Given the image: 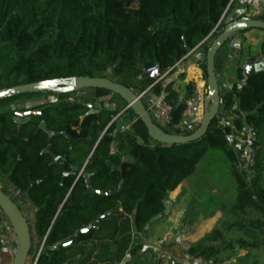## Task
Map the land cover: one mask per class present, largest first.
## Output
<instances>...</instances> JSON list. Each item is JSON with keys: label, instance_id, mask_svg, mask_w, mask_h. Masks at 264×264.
<instances>
[{"label": "trees", "instance_id": "trees-1", "mask_svg": "<svg viewBox=\"0 0 264 264\" xmlns=\"http://www.w3.org/2000/svg\"><path fill=\"white\" fill-rule=\"evenodd\" d=\"M228 2L0 0V89L49 79L107 76L141 92L155 79L143 76L146 68L168 70L209 36L199 46L206 53L211 39L225 25ZM255 18L264 20V13ZM259 55L264 56V40ZM252 61L251 57L247 59L248 63ZM201 69L206 78L205 61ZM236 79L229 90L221 93L219 111L205 135L181 145L152 140L130 108L120 116L127 128L114 136L115 122L108 126L110 111L102 100L99 112L91 114H86L83 102L39 105L36 108L41 115L21 125L15 122L10 109L0 111V171L35 209L26 264H33L35 259L34 264L133 263L126 257H137L142 246L139 240L133 241L132 235H147L155 216L162 215L153 222L167 218L163 213L170 193L194 172L208 149L223 151L231 163L236 183L231 212L239 211L248 217L235 218L230 223L221 219L219 226L187 247V254L212 264L219 263L225 255L221 264H264V70L246 76L238 67ZM150 92H164V99L173 106L171 123H179L183 105L176 107L179 94L174 84L160 82ZM109 94L97 89L96 99ZM107 102H113V98ZM122 103L125 107L126 103ZM226 114L233 116L232 126L220 124L219 118ZM40 121L75 139L71 148L62 134L51 139L52 152L65 157L66 171L76 166L63 183L61 164L51 163L50 153H41L47 146V134L38 128ZM244 123L253 125L258 137L251 177L235 170L237 158L228 140L232 128L239 131ZM82 152H86L85 157L78 160ZM84 174L92 189L106 194L87 193ZM3 218L6 219L0 210V224ZM97 218L95 227L77 234ZM147 224L149 228L145 230ZM239 231L251 237H243ZM257 234L262 236L260 240ZM32 235L37 246L44 242L38 255L29 261ZM72 235L75 238L71 244L51 250ZM87 242L93 247L81 246ZM236 248L244 249L245 254L236 257ZM232 258L234 263H226Z\"/></svg>", "mask_w": 264, "mask_h": 264}, {"label": "rangeland", "instance_id": "rangeland-1", "mask_svg": "<svg viewBox=\"0 0 264 264\" xmlns=\"http://www.w3.org/2000/svg\"><path fill=\"white\" fill-rule=\"evenodd\" d=\"M249 13V11L247 12ZM242 11L238 8H230L225 17V23L230 22L239 15H242ZM244 16V15H242ZM236 38L241 40V38ZM213 39V38H212ZM211 39V40H212ZM229 44V41L225 43ZM224 44V46H226ZM206 82V78L204 77ZM219 87L221 88L220 84ZM137 92V89H133ZM113 98V102L104 103L106 109L110 111L111 114H115L125 107L123 106L122 100L114 94H109ZM71 96V95H69ZM66 97H59L58 95H46L43 93H34L26 96V94L17 95L15 98H10L9 100H4L0 102V111L11 110V105L24 103L25 108L37 109L36 106L45 105L48 103H65ZM51 99V101H50ZM84 104L89 103L93 106V109H98L101 104L99 101L95 100L84 101ZM117 109H119L117 111ZM12 111V110H11ZM38 117H31V119H37ZM220 119L221 125H230L233 123L232 115H223ZM233 130V128H232ZM86 152H82L78 155V160H83ZM89 156V155H88ZM87 160V159H86ZM237 170V169H235ZM238 171V170H237ZM0 189L4 191L21 209L23 215L27 219L30 227L34 220L35 209L27 201V199L19 194L6 179L5 174L0 171ZM183 199L186 200L185 206L173 207V211L168 213L165 220L159 222H152L151 229L148 231L144 242L140 235H135L133 241L141 240L142 246L145 244V253L139 254L135 262L122 261V264H172L174 262H179L181 264H191L193 259H201L203 264H212L210 261H206L200 257H191L187 254V247L190 244L195 243L200 240L206 233H209L215 226H219L221 219H226L228 223L232 222L235 218H247L248 216L244 213L231 212V205L235 200L236 195V183L232 175V166L227 159L225 153L217 149H208L205 155L198 161L194 172L183 181L181 186ZM177 196V198H180ZM173 201V200H172ZM174 204V203H173ZM187 204V205H186ZM226 222V223H227ZM220 229L221 226H220ZM243 237H251L245 234L243 231L238 232ZM252 235V234H251ZM161 237H166L169 240H175L165 246H162L160 250L157 245V240ZM262 236L257 234L258 240ZM2 240L9 246L12 250L14 246V235L11 226L6 219H2L0 224V247L2 245ZM81 246L83 248H92V243H85ZM154 249H159V251ZM40 246L36 245V239L32 235V250L29 257V261H32L39 252ZM237 256L242 257L245 254V250L241 248H236ZM226 259V255L223 256L219 263ZM133 261V260H132ZM235 259L226 261V263H234Z\"/></svg>", "mask_w": 264, "mask_h": 264}, {"label": "water", "instance_id": "water-1", "mask_svg": "<svg viewBox=\"0 0 264 264\" xmlns=\"http://www.w3.org/2000/svg\"><path fill=\"white\" fill-rule=\"evenodd\" d=\"M250 29H259L264 30V20L252 18L250 16H242L236 20L225 23L222 29L217 31L216 37H214L206 50L205 53V72H206V94L203 99V113L202 119L199 126L190 134L179 135L171 134L164 130H161L157 127L155 122L150 117L148 111L146 110L145 105L140 99L138 92H134L132 89L112 81L107 77H88V76H78L73 77L68 81H61L57 79H49L38 82H32L27 84H20L11 87H6L0 89V100L11 98L20 94L25 93H43V94H60V93H70L73 92L75 95L81 99H96V90L105 89L110 93L120 97L128 108H130L133 113L141 120L144 126L147 129L149 137L164 145H181L185 143H190L196 141L203 137L211 123V121L217 116L220 107V87L216 78L217 67L215 65V56L227 40L240 31L250 30ZM264 70V62L247 64L244 66V74L247 76L252 72H258ZM156 72L143 73V76L156 77ZM182 97L179 98V101L176 107L182 105ZM25 107L24 103L11 105V110L23 109ZM99 109L88 110L86 114L98 113ZM84 116H81L83 119ZM30 118L24 117L21 119H15V122L18 125L28 122ZM123 127V121L118 119L115 122V128L113 130V135L115 136L117 132L121 131ZM38 128L43 130L47 134V146L41 153L48 152L51 154L53 160L51 163L58 162L61 164L62 170V179L61 183L64 181V177L69 173H74L76 166H72L70 171H66L65 165L63 164L65 157L57 156L51 150V139L55 135H64L70 141V148L73 146L75 139L66 132L54 131L47 128L44 121H40ZM103 134V133H102ZM98 142V141H97ZM139 143H142V140L139 138ZM94 145L91 153L93 152ZM89 154L88 158L90 157ZM87 161V160H86ZM115 168V166L113 167ZM78 177V176H77ZM86 182V192L94 193L99 195H105V192L94 190L88 185V175L84 174ZM0 210L3 216L6 218L7 222L12 228L14 235V246L12 248V260L9 264H26L29 250L31 248V228L30 225L23 215L19 206L4 192L0 189ZM170 211V202L165 203L164 215H167ZM160 216H155L151 221H156ZM97 218L89 227L80 229L77 234H80L91 227H95L97 224ZM149 228V224L145 226V230ZM75 235L70 236L68 239L56 244L51 247V250L61 249L72 243ZM44 241L40 244V249ZM39 249V251H40ZM38 255V254H37ZM75 259V258H74ZM36 261V259H35ZM34 261V263H35ZM33 263V264H34ZM64 264H67L66 262Z\"/></svg>", "mask_w": 264, "mask_h": 264}, {"label": "built area", "instance_id": "built-area-1", "mask_svg": "<svg viewBox=\"0 0 264 264\" xmlns=\"http://www.w3.org/2000/svg\"><path fill=\"white\" fill-rule=\"evenodd\" d=\"M255 2L256 0H229L225 12L229 8L235 7L242 11L243 13L242 15L250 16L249 13L247 12L248 11L250 12V10L255 5ZM207 38H205L196 47L191 49L185 56H183L178 62H176L173 67L169 68L168 70L159 72L158 66H151L144 70V72L146 73L156 72L157 75L154 81L146 89L138 93L150 117L155 122L157 127L160 128L161 130H164L171 134L187 135L192 133L199 126L203 113V99L207 89L204 90L196 86L190 88L188 87V89L186 90L187 93L182 98L183 111L180 121L175 125L171 123L173 106L164 99V92H162L159 95H156L154 99H150L148 93L150 92L151 87L155 84H158L160 82H164L166 84L168 82H172L173 78H170L172 71L175 68H180L181 70H185L186 67L189 65L188 59L192 56V54H195V62L193 63V65L196 68H201V64L205 61V54H203L199 50V46ZM227 41H229L228 45L230 47H234L237 43V38L235 35H232ZM253 62L254 63L264 62V56L257 55L256 57L253 58ZM230 87H231V83L225 81L223 86H221L220 88V93H222L221 92L222 89L227 91L230 89ZM50 95H57V94H50ZM79 102H81V98L73 94L68 98H66L65 103L70 104V103H79ZM85 106L88 110L93 109V106L89 103H86ZM127 108L128 107L125 106V109ZM125 109L115 114H111L110 120L108 122V126L116 122L118 119H120V116L122 115ZM40 115H41V111L39 109L24 107L23 109L12 110V116L15 119H21L24 117L27 118L39 117ZM125 128H127V126H123L122 130ZM228 140H229V145L237 158V162L235 166L236 169L240 173L248 177H251L256 165V157L258 150V145H257L258 137H257L256 128L251 124L244 123L239 131L233 128L232 132L228 136ZM191 264H203V261L201 259L196 258L192 260Z\"/></svg>", "mask_w": 264, "mask_h": 264}, {"label": "crops", "instance_id": "crops-1", "mask_svg": "<svg viewBox=\"0 0 264 264\" xmlns=\"http://www.w3.org/2000/svg\"><path fill=\"white\" fill-rule=\"evenodd\" d=\"M261 13H264V0H256L255 5L250 10L249 15L252 18H255L257 15H260ZM235 36L241 38V40L238 41L234 47H230L228 44L226 46H222L219 48L216 56H215V65L217 67L216 72V78L218 81V84L220 86H223L224 82L232 83L236 81V70L238 67H242L244 70V66L247 64H254L248 63L247 59L249 57L254 58L257 55H259V49L260 44L264 40V30L259 29H250L247 30L241 34L237 33ZM195 62V54H192V56L188 59L189 65L186 67L185 70H181L180 68H175L172 71V74L170 75V78H173L172 83L174 84V87L178 91L179 98H183L184 95L187 93L186 90L188 87H198L202 89H206V82L204 80L203 72L201 68H196L193 63ZM222 93L226 92V90L222 89ZM148 96H150V99H154L156 95L152 94L151 92L148 93ZM111 98V96H107L106 98L102 99H96L97 101H103L104 103L106 100ZM179 101V99H178ZM123 126H125L123 124ZM114 149V148H113ZM112 149V150H113ZM183 185V182L170 193L169 195V202H170V212L173 211V207H179L185 206L186 200L183 199L181 186ZM180 195V196H179ZM179 196L180 198H177ZM173 200V201H172ZM174 203V204H173ZM187 205V204H186ZM168 215V214H167ZM140 235V234H134ZM133 236V238H134ZM142 240L145 242L148 237V235H140ZM175 240H167L166 237H161L157 240L158 248L161 250L162 246H165L169 243L174 242ZM141 246L142 241L140 240ZM147 245L145 244L142 246L140 251L142 253H145V247ZM159 249H154L156 251H159ZM138 252V254L141 255V252ZM129 258V259H128ZM137 257H126V260H135ZM12 260V250L9 248V246L2 240V245L0 247V264H9Z\"/></svg>", "mask_w": 264, "mask_h": 264}, {"label": "flooded vegetation", "instance_id": "flooded-vegetation-1", "mask_svg": "<svg viewBox=\"0 0 264 264\" xmlns=\"http://www.w3.org/2000/svg\"><path fill=\"white\" fill-rule=\"evenodd\" d=\"M110 94H112V93H110ZM108 96H109V95H108ZM30 120H31V118H30ZM30 120H29V121H30ZM69 142H70V141H69ZM69 146H70V144H69ZM59 157H61V156H59ZM81 171H82V169L80 170L79 174L81 173Z\"/></svg>", "mask_w": 264, "mask_h": 264}]
</instances>
